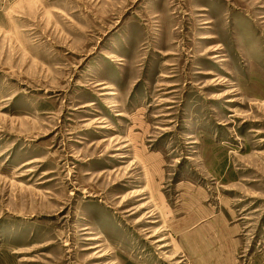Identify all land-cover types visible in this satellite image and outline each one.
Instances as JSON below:
<instances>
[{"label": "rangeland", "instance_id": "rangeland-1", "mask_svg": "<svg viewBox=\"0 0 264 264\" xmlns=\"http://www.w3.org/2000/svg\"><path fill=\"white\" fill-rule=\"evenodd\" d=\"M0 264H264V0H0Z\"/></svg>", "mask_w": 264, "mask_h": 264}]
</instances>
